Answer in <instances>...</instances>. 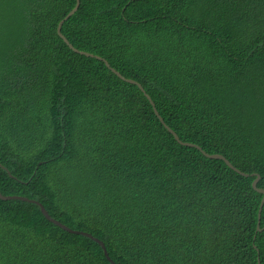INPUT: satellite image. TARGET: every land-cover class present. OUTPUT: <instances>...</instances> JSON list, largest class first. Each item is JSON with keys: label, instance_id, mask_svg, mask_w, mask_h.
<instances>
[{"label": "trees", "instance_id": "16d2710c", "mask_svg": "<svg viewBox=\"0 0 264 264\" xmlns=\"http://www.w3.org/2000/svg\"><path fill=\"white\" fill-rule=\"evenodd\" d=\"M0 0V192L115 264H264V0ZM260 229V230H259ZM0 264H112L0 200Z\"/></svg>", "mask_w": 264, "mask_h": 264}, {"label": "water", "instance_id": "95a60500", "mask_svg": "<svg viewBox=\"0 0 264 264\" xmlns=\"http://www.w3.org/2000/svg\"><path fill=\"white\" fill-rule=\"evenodd\" d=\"M133 1H139V0H133ZM80 7V0H77V4L75 6V8L60 22L59 26H58V35L65 41V43L70 47V49H72L74 52L80 54V55H83V56H86V57H89V58H95V59H98L100 61H103L106 66L113 72L115 73L119 78H121L122 80L126 81V82H129L131 84H135L137 85L138 87H140V89L145 93V91L143 90V88L141 87V85L133 80H129V79H126L125 77H123L118 71H116L115 69H113L108 62H106V60H104L103 58L99 57V56H95L93 54H90V53H87V52H84V51H79L77 49H75L73 47V45L70 44V42L67 40V38L62 34V27L64 25V23L70 18L72 17L79 9ZM146 94V93H145ZM146 97L148 98V100L150 101L152 107L154 108V111H155V114L159 117L160 121L165 125V127L168 129V131L170 133L173 134V136L175 137V139L182 145L184 146H187V147H194V148H197L198 150H200L207 158L209 159H213V160H222L224 161L231 169H233L236 173L238 174H241L243 175L244 177H249L248 174H245V173H242L241 171H239L238 169H236L224 156L222 155H218V154H214V155H210V154H207L205 151L202 150V148L200 146H197L195 144H191V143H184L182 142L179 137L177 136V134L170 128L168 127L165 123H164V120L160 117L157 109H156V106H155V103L152 101L151 97L149 95L146 94ZM260 181V177H257V179L253 182V188L261 193L263 196H264V190L262 189H258L257 185ZM0 200H21V201H24V202H29V203H33L35 205H38L43 213V215L46 217L47 220H49L50 222L56 224L57 226H59L60 228H62L63 230H65L66 232H69V233H73V234H78V235H83V236H86L92 240H94L95 242H97L101 247L102 249L104 250V253H105V256L107 257V259L112 263V264H115L113 262V260L109 257V254H108V251L106 249V246L105 244L100 241L99 239L95 238L93 235L89 234V233H86V232H81V231H74L72 229H70L69 227H67L66 225L62 224L61 222L53 219L51 217V215L47 212V210L45 209V207L38 201L36 200H31L29 198H26V197H22V196H4L1 192H0ZM263 205H264V197H263V200H262V203H261V209H260V213L262 212V208H263ZM260 230V229H259Z\"/></svg>", "mask_w": 264, "mask_h": 264}]
</instances>
